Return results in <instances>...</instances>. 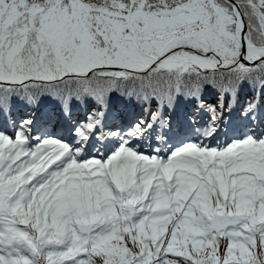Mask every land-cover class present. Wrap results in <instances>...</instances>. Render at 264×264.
I'll use <instances>...</instances> for the list:
<instances>
[{
	"label": "snow or ice",
	"instance_id": "1",
	"mask_svg": "<svg viewBox=\"0 0 264 264\" xmlns=\"http://www.w3.org/2000/svg\"><path fill=\"white\" fill-rule=\"evenodd\" d=\"M0 264H264V0H0Z\"/></svg>",
	"mask_w": 264,
	"mask_h": 264
}]
</instances>
